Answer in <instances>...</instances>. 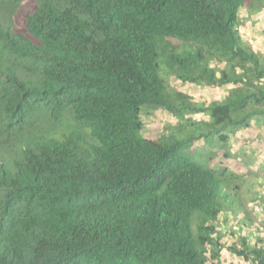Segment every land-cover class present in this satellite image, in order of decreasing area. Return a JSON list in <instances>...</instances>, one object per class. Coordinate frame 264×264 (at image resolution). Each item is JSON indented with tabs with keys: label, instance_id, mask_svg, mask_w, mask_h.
<instances>
[{
	"label": "trees",
	"instance_id": "1",
	"mask_svg": "<svg viewBox=\"0 0 264 264\" xmlns=\"http://www.w3.org/2000/svg\"><path fill=\"white\" fill-rule=\"evenodd\" d=\"M241 9L264 0H0V264H222L229 213L228 249L264 264L243 177L209 164L264 123V57ZM166 72L230 87L195 102ZM143 108L176 124L147 137Z\"/></svg>",
	"mask_w": 264,
	"mask_h": 264
},
{
	"label": "rangeland",
	"instance_id": "2",
	"mask_svg": "<svg viewBox=\"0 0 264 264\" xmlns=\"http://www.w3.org/2000/svg\"><path fill=\"white\" fill-rule=\"evenodd\" d=\"M32 3L24 4L19 11L18 19L21 17V14L31 10ZM261 20L263 22H261ZM256 25L261 29V38L260 40H248L243 37V40H246L250 43L257 51L262 53L264 57V13L260 15V13L255 18ZM20 21H18L19 23ZM17 23V24H18ZM261 23V24H258ZM262 26V27H261ZM165 78L169 84V86L173 89L180 90L188 94L193 101L208 104L213 99L222 98L223 94L226 93V87H212L208 85L201 84H192V83H182L175 79V77L169 73H164ZM196 119L204 118L208 119L206 115L196 114L194 116ZM142 120L144 123V127L142 132L147 137L156 138L162 135L163 132H169L170 129H165L167 124H172L173 126L176 124V118L171 116L166 110L163 109H146L142 110ZM248 130L244 135V140L247 141L245 148L242 150V147L239 148L240 145V136L241 135H233L230 138V148H235L237 153H240L239 156L235 157H224L223 151L220 148L215 149V156L210 160L209 164L213 167L225 166L229 170H232L238 174H240L243 179L240 182V189L237 191L239 196L241 197L248 211L250 212L253 221L251 224L257 225L261 228H264V220L263 209H264V196L259 198L261 206L259 207L258 203L253 201L256 198V195L253 191V186H257L254 183V178L262 177L264 174V123L254 124L251 123V126L245 128ZM241 131V130H240ZM239 131V132H240ZM194 148L199 149L201 147V141L195 140ZM239 148V150L236 149ZM208 151L205 150L204 153ZM264 177V176H263ZM241 216L244 214L237 210ZM221 216V215H220ZM232 223H235V220H232ZM230 229L231 226H230ZM226 231L225 235L222 236L221 242L224 244V248L221 250V261L222 264H248L243 262L241 259H238L230 250H228L227 246L230 245H238L239 231L232 230Z\"/></svg>",
	"mask_w": 264,
	"mask_h": 264
},
{
	"label": "crops",
	"instance_id": "3",
	"mask_svg": "<svg viewBox=\"0 0 264 264\" xmlns=\"http://www.w3.org/2000/svg\"><path fill=\"white\" fill-rule=\"evenodd\" d=\"M260 15L264 13V11H260L259 12ZM258 13V14H259ZM257 12L256 13H249L247 10L245 9H241L239 11V19H240V24L238 26L240 34L242 37L247 38L248 40H260L261 38V32H260V28L258 25H256V21L255 18L258 15ZM261 22H263L261 20ZM261 24V23H258ZM262 27V26H261ZM226 88L230 87V85L225 86ZM247 129L245 130H241L240 132L238 131L235 135H241L240 136V145L238 146L239 148L242 147V150L245 148L247 141H245L244 135L245 133H247ZM236 147L237 150H239V148ZM232 152L236 151L235 148L231 149ZM221 218V217H220Z\"/></svg>",
	"mask_w": 264,
	"mask_h": 264
},
{
	"label": "clouds",
	"instance_id": "4",
	"mask_svg": "<svg viewBox=\"0 0 264 264\" xmlns=\"http://www.w3.org/2000/svg\"><path fill=\"white\" fill-rule=\"evenodd\" d=\"M229 215L232 217V218H234V219H236L235 217H234V215H233V213H229ZM219 217H220V215H219ZM220 224L219 225H217V229H218V231L221 233V238H222V236L223 235H225V233H226V231H229V230H231L230 229V226H231V228L232 229H234L233 227H232V225H233V223H232V221H231V223H229V225H228V227L227 228H224V225H223V218H220ZM247 231H248V229L246 228V227H244ZM236 229V228H235ZM224 230V233H222V231ZM246 232L244 231H242V234H245ZM220 241H221V239H220ZM222 243V242H221ZM223 244V243H222ZM224 245V244H223ZM238 245H239V243H238ZM237 245V246H238ZM230 246H232V245H230ZM230 246H227V247H230ZM225 247V246H224ZM223 247V248H224ZM222 248V249H223ZM221 249V250H222ZM228 249V248H227ZM229 250V249H228ZM231 252V251H230ZM234 254V253H233ZM235 255V254H234ZM220 256H221V251H220ZM236 256V255H235ZM237 257V256H236ZM238 259H241L240 257H237ZM220 260H221V258H220ZM243 262H246L245 260H243V259H241ZM222 262V261H221ZM246 263H248V262H246ZM249 264V263H248Z\"/></svg>",
	"mask_w": 264,
	"mask_h": 264
}]
</instances>
